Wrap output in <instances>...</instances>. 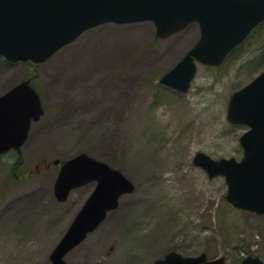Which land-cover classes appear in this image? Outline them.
Masks as SVG:
<instances>
[{"label": "rangeland", "instance_id": "374dc122", "mask_svg": "<svg viewBox=\"0 0 264 264\" xmlns=\"http://www.w3.org/2000/svg\"><path fill=\"white\" fill-rule=\"evenodd\" d=\"M198 38L196 23L165 39L151 22L106 23L42 64L0 57V95L31 78L44 108L20 155L0 156V264H50L94 188L57 202L52 162L79 153L120 170L134 191L66 255L67 264H153L169 251L264 262V216L230 206L223 177L210 179L192 164L197 152L241 159L238 138L247 128L226 121V104L264 69V21L219 67L198 66L186 93L160 85Z\"/></svg>", "mask_w": 264, "mask_h": 264}, {"label": "water", "instance_id": "95a60500", "mask_svg": "<svg viewBox=\"0 0 264 264\" xmlns=\"http://www.w3.org/2000/svg\"><path fill=\"white\" fill-rule=\"evenodd\" d=\"M263 20L264 0H0V57L11 63L42 64L86 30L106 23L151 22L159 39L196 23L197 42L158 81L186 93L197 66L219 67ZM42 114L40 97L29 79L0 95V154L20 151L31 122ZM226 121L248 128L238 139L241 159H212L197 152L192 164L210 179L223 177L230 206L264 216V70L229 95ZM53 164L59 165L53 184L58 202L66 201L72 190L95 183L49 255L50 264H67L65 256L118 207L121 196L134 191V185L120 170L86 153ZM153 264H225V257L208 260L204 252L183 256L169 251ZM241 264L264 262L247 256Z\"/></svg>", "mask_w": 264, "mask_h": 264}, {"label": "flooded vegetation", "instance_id": "af4514ba", "mask_svg": "<svg viewBox=\"0 0 264 264\" xmlns=\"http://www.w3.org/2000/svg\"><path fill=\"white\" fill-rule=\"evenodd\" d=\"M5 93V92H4ZM40 95V94H39ZM40 100H41V103H42V99H41V95H40ZM42 107H43V104H42ZM43 111H44V108H43ZM44 114V113H43ZM7 153H14L16 155H20L21 153V150L20 151H15L13 149L9 150ZM6 154V153H5ZM22 162L21 161H18L17 164H21ZM209 259V258H208Z\"/></svg>", "mask_w": 264, "mask_h": 264}, {"label": "bare ground", "instance_id": "6f19581e", "mask_svg": "<svg viewBox=\"0 0 264 264\" xmlns=\"http://www.w3.org/2000/svg\"><path fill=\"white\" fill-rule=\"evenodd\" d=\"M168 188H172V186H169Z\"/></svg>", "mask_w": 264, "mask_h": 264}]
</instances>
